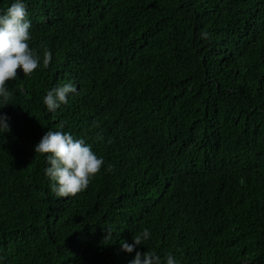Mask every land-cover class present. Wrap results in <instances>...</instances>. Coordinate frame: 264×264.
<instances>
[{
  "label": "trees",
  "instance_id": "obj_1",
  "mask_svg": "<svg viewBox=\"0 0 264 264\" xmlns=\"http://www.w3.org/2000/svg\"><path fill=\"white\" fill-rule=\"evenodd\" d=\"M26 3L30 47L52 59L6 82L0 264H129L136 251L264 264V0ZM67 82L78 91L49 113L43 97ZM61 123L105 161L68 198L33 150Z\"/></svg>",
  "mask_w": 264,
  "mask_h": 264
},
{
  "label": "clouds",
  "instance_id": "obj_2",
  "mask_svg": "<svg viewBox=\"0 0 264 264\" xmlns=\"http://www.w3.org/2000/svg\"><path fill=\"white\" fill-rule=\"evenodd\" d=\"M31 28L26 0H12L0 13V109L11 104L12 93L6 82L17 78V69L30 76L41 64L46 67L51 62L50 52L46 51L41 60L40 55L30 47ZM77 91L78 86L73 82L56 85L47 91L42 103L49 113L55 112L68 103L69 94ZM9 119L6 113L0 112V133L10 132ZM63 128L61 123L59 130L48 129L33 149L34 153L44 154L43 174L49 181L50 191L58 198H68L86 190L105 164L103 157L98 156L84 138L74 137ZM111 237L112 233L107 229L104 239ZM150 238V230L144 228L132 238V243L122 241L121 249L132 253ZM129 264H179V261L172 253L162 258L155 251H136Z\"/></svg>",
  "mask_w": 264,
  "mask_h": 264
}]
</instances>
